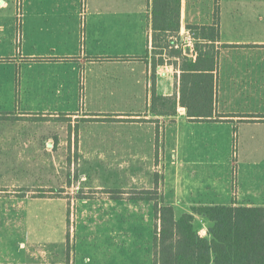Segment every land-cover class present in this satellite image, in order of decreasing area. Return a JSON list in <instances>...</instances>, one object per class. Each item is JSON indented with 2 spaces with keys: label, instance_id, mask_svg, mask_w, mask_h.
I'll list each match as a JSON object with an SVG mask.
<instances>
[{
  "label": "rangeland",
  "instance_id": "374dc122",
  "mask_svg": "<svg viewBox=\"0 0 264 264\" xmlns=\"http://www.w3.org/2000/svg\"><path fill=\"white\" fill-rule=\"evenodd\" d=\"M197 2L202 8L215 4ZM218 2L232 36L259 31L247 17L264 15V0ZM110 44L106 33L99 51L114 53ZM87 72L67 71L70 100L44 92L22 108L17 100L0 102V264H151L152 202L130 197L134 189L151 188L157 181L164 201L171 199L162 186V130L155 122L158 136L152 138L150 123H120L115 114L91 112L129 110L135 102L114 93L109 80L96 91ZM24 106L40 113L27 117ZM66 108L74 113H62ZM194 125L177 147L180 186L194 189L203 179H215L229 192L223 201L264 203V129L250 126L232 137L208 123ZM213 135V153L194 146L201 138L212 142ZM253 143L260 146L256 153ZM173 169L166 164L165 190L172 185Z\"/></svg>",
  "mask_w": 264,
  "mask_h": 264
},
{
  "label": "crops",
  "instance_id": "0c3cea01",
  "mask_svg": "<svg viewBox=\"0 0 264 264\" xmlns=\"http://www.w3.org/2000/svg\"><path fill=\"white\" fill-rule=\"evenodd\" d=\"M213 10V4H205L202 8L197 0H180L178 43L185 46V38L190 35L186 27L188 24L211 25ZM17 14L21 15V23H18ZM249 17L257 24L259 31L235 37L228 33L219 13V41L214 43L221 46L215 72V114L220 115L217 117L220 120L203 121L190 119L186 108L180 105L174 115H155L150 111L152 87L157 94L176 93L178 98L180 75L179 59L176 58L177 66L174 67L170 62L175 57L169 56L164 64L156 65L153 73V41L154 35L160 31L154 29L152 0H0V102L17 100L19 106L23 102L32 104L44 92H50L61 100H70L73 90L71 80H68L66 87L67 71L72 73L84 68L92 76L91 83L95 84L96 91L99 90L98 86L109 80L114 93L119 94L120 98H128L129 102H135L129 110L91 112L115 114L120 123H150L152 138L158 132L155 122L160 124L164 151L161 157L164 164L162 186L164 194L168 190L171 199L165 202L163 193L161 196L164 203L172 206L175 217L178 208L182 207L181 215L191 212V206L198 204L264 206V203L223 201L227 200L229 192L222 182L215 179L208 183L203 179L194 189L182 187L178 183L177 165L181 159L177 147L180 149L185 143L188 126L208 123L217 128L216 132L230 133L232 137L239 135L242 129L246 132L250 126L264 129V15L250 14ZM106 33L111 39L110 46L115 49L112 54L99 51ZM44 70L50 71L43 74ZM22 111L28 113L27 117H35L36 113H40L26 106ZM61 112L74 113V109L66 108ZM200 126L209 127L206 124ZM211 141L209 143L201 138L194 146L198 149L211 148L207 151L213 153L217 150L214 135ZM259 147L256 143L252 145L255 153ZM166 164L173 165L174 177L171 187L165 190ZM156 182L151 188L155 187ZM157 185L159 190L161 183L157 182ZM193 216V225L198 234L207 236L211 222L202 215ZM153 237L152 232V244ZM153 259L154 254L151 255V264Z\"/></svg>",
  "mask_w": 264,
  "mask_h": 264
},
{
  "label": "trees",
  "instance_id": "16d2710c",
  "mask_svg": "<svg viewBox=\"0 0 264 264\" xmlns=\"http://www.w3.org/2000/svg\"><path fill=\"white\" fill-rule=\"evenodd\" d=\"M152 8L154 29L160 31L154 35L153 73L169 56L175 57L170 62L174 67L179 59L180 75L178 98L176 93L157 94L152 87L150 111L174 115L180 105L192 120L219 121L220 115L215 114V72L221 46L214 43L219 41L218 0L211 25L186 26L194 40L193 50L178 43L180 0H152ZM130 198L152 202L153 264H264V206L197 205L175 217L172 206L163 202L157 182L151 189H134ZM193 214L211 222L207 236L194 228Z\"/></svg>",
  "mask_w": 264,
  "mask_h": 264
},
{
  "label": "built area",
  "instance_id": "2783aa9c",
  "mask_svg": "<svg viewBox=\"0 0 264 264\" xmlns=\"http://www.w3.org/2000/svg\"><path fill=\"white\" fill-rule=\"evenodd\" d=\"M20 14H17V20H18V23H20ZM19 30L17 31V37H19ZM187 46H189L191 48V50H193L194 48V40L192 39V37L189 35L186 37V42H185ZM194 57V55H193Z\"/></svg>",
  "mask_w": 264,
  "mask_h": 264
}]
</instances>
